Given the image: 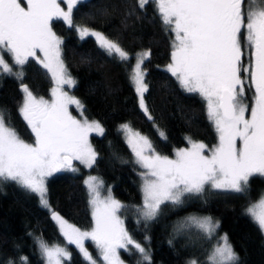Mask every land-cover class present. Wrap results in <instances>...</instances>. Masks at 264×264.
I'll list each match as a JSON object with an SVG mask.
<instances>
[{
	"label": "snow or ice",
	"instance_id": "snow-or-ice-1",
	"mask_svg": "<svg viewBox=\"0 0 264 264\" xmlns=\"http://www.w3.org/2000/svg\"><path fill=\"white\" fill-rule=\"evenodd\" d=\"M62 2L67 11L61 7ZM24 3L26 6H22ZM79 3L80 0H0V76L13 75L22 82L24 66L30 58H37L56 85L49 102L38 99L21 84L25 96L19 111L31 130L33 143L22 139L0 112V181L14 182L38 194L46 208H50L46 178L62 170L77 171L74 160L91 168L98 154L88 143V133L104 132L98 121L82 122L74 118L68 105L75 104L81 111L83 106L62 91L63 85L72 87L75 80L65 67L62 41L52 31L50 21L54 17L62 18L71 27L73 10ZM149 3L155 4L165 30L174 36L167 71L184 91L199 93L207 102V115L218 133V144L210 150V155H204L206 145L186 137L191 147L176 149L175 158H169L160 155L149 138L134 131L130 124L119 126L134 162L145 170L140 172L143 202L138 212L139 218L146 221L158 216L161 205L170 202L179 206L189 195H203L206 186L243 195L250 191L251 178L264 177V0H136L125 21ZM77 31L82 39L95 37L100 48L121 63L135 58L129 78L140 109L155 124L145 104L148 86L142 69L150 52L136 53L133 57L117 41L100 32L86 26ZM37 50L43 54L42 59L38 58ZM245 52L247 66L242 61ZM5 54L11 58V65ZM241 73L246 74L248 91H252L250 104L245 103ZM160 135L166 139L164 133ZM85 185L94 220L91 231H81L52 211V218L67 243L75 245L88 264H97L85 247L89 238L95 243L103 264H122L118 249L128 250L130 245L142 258L138 264H151L150 254L124 229L118 212L125 206L113 198L111 188L107 189V195H102L103 182L97 177H89ZM246 214L264 233V193L249 205ZM193 224L207 241L215 237L219 228V222H213L211 217H193L178 226L177 231ZM37 245L45 264H62L64 258L70 259L65 246H50L40 238ZM237 262L238 257L225 235L207 254L205 264ZM22 264H27L26 258H22ZM189 264L199 261L191 259Z\"/></svg>",
	"mask_w": 264,
	"mask_h": 264
},
{
	"label": "trees",
	"instance_id": "trees-1",
	"mask_svg": "<svg viewBox=\"0 0 264 264\" xmlns=\"http://www.w3.org/2000/svg\"><path fill=\"white\" fill-rule=\"evenodd\" d=\"M135 3L136 0H81L74 7L71 27L62 19L50 21L52 31L62 41L65 67L75 80L69 93L80 101L83 116L99 121L104 129L100 136H90L91 146L98 154L91 168L80 167L77 175L58 173L47 179L50 210L80 230L92 229L83 180L90 175L97 176L111 188L114 198L125 205L121 215L126 231L150 254L151 264H188L191 259L205 264L216 235L207 241L194 224L177 231L178 226L194 216L211 217L213 222H219L217 234L227 236L238 257L237 264H264V233L246 214L249 205L256 203L264 193V177L251 178L247 194L225 193L206 186L203 195H189L179 206L170 202L161 205L155 219L139 218L138 207L143 202L142 171L118 131L119 126L130 124L133 130L148 137L155 150L164 156H172L174 150L186 147V137L213 148L218 144V134L208 119L204 100L198 94L184 91L167 71L174 36L165 30L155 4L149 3L143 11L137 9L135 15L125 21ZM85 26L117 41L133 57L139 52H150L142 68L148 86L145 104L155 124L140 109L129 78L135 58L121 63L110 57L92 37L78 36L77 28ZM37 56L40 58L38 51ZM5 60L11 65L7 54ZM22 83L38 99L49 100L53 81L37 58H30L24 66L22 82L13 75L0 76V112L22 139L33 143L31 130L19 111L24 99ZM71 111L74 112L73 108ZM161 132L166 139L161 137ZM50 210L40 204L35 193L14 182L0 181V264L10 261L22 264V258L27 259V264H44L37 238L50 246H65L70 259L64 264H88L73 245L66 243ZM86 244L96 261L102 264V257L93 244ZM121 256L129 264L141 261L134 249L122 251Z\"/></svg>",
	"mask_w": 264,
	"mask_h": 264
},
{
	"label": "rangeland",
	"instance_id": "rangeland-1",
	"mask_svg": "<svg viewBox=\"0 0 264 264\" xmlns=\"http://www.w3.org/2000/svg\"><path fill=\"white\" fill-rule=\"evenodd\" d=\"M81 1V0H80ZM22 6H26V3H24V4H22ZM61 7L65 10V11H67V6H66V4L65 3H61ZM247 7V5H245V8ZM55 19H62V18H58V17H54L52 20H55ZM51 20V21H52ZM63 20V19H62ZM78 29V28H77ZM94 31V30H93ZM98 32V31H97ZM77 33H78V36L80 37V35H79V32L77 31ZM244 35L246 36L247 35V30H246V28H245V30H244ZM89 37H92L95 41H96V39H95V37H93V36H89ZM97 42V41H96ZM98 43V42H97ZM99 45V44H98ZM38 51V53H39V55H40V59H42V57H43V54L42 53H40L39 52V50H37ZM139 53H143V52H139ZM242 61H243V64H244V66H247L248 65V63H249V61H248V57H247V54H246V52H245V55L242 57ZM135 63H136V60H135V62H134V64H133V66L135 65ZM171 63V62H170ZM143 69V68H142ZM51 75V74H50ZM52 78V77H51ZM241 79H242V81H243V87L245 88V90H248V87H249V85H248V81H247V78H246V74H244V73H241ZM53 81V80H52ZM133 84V83H132ZM134 86V85H133ZM54 87H56V85H55V83H54V81H53V86H52V88H54ZM73 87V86H72ZM72 87H69V86H67V85H63L62 86V91H64L65 93H67V95H69L70 97H73L70 93H69V91L72 89ZM135 89V88H134ZM52 90V89H51ZM248 93H250V94H247V92H246V98H245V103H247V104H250L251 103V101H252V91H248ZM195 94H198L199 96H200V94L199 93H195ZM249 95V96H248ZM24 96H25V93H24ZM201 97V96H200ZM74 98V97H73ZM202 98V97H201ZM203 99V98H202ZM248 99L250 100V103H249V101H248ZM51 100H52V96H51V91H50V98H49V102H51ZM204 100V99H203ZM23 101H24V99H23ZM204 102H205V104H206V107H207V102L204 100ZM138 103H139V98H138ZM22 104H23V102H22ZM22 106V105H21ZM73 108V110H74V112L72 113V111H71V109ZM68 111H69V113L74 117V118H76V119H78V120H80V121H84L86 118L83 116V113H82V111H81V109H79L75 104H69L68 105ZM246 115H247V113H246ZM209 119V118H208ZM88 121H97V120H88ZM99 122V121H98ZM211 122V121H210ZM212 123V122H211ZM212 125H213V123H212ZM102 126V125H101ZM213 127H214V125H213ZM119 129V128H118ZM214 129H215V127H214ZM135 131V130H134ZM216 131V130H215ZM217 133V132H216ZM218 134V133H217ZM101 134H99V133H97V132H95V131H93V132H89L88 133V143L91 145V143H90V136H100ZM123 136V138H124V140H125V137H124V135H122ZM126 141V140H125ZM92 147V146H91ZM191 147V145H190V143L189 142H187V146L186 147H183V148H190ZM214 148V147H213ZM212 148H208V147H206L205 148V150H204V155H210V150H211ZM175 151V150H174ZM169 158H175V156H174V152H173V154H172V156H168ZM135 158V157H134ZM139 166V165H138ZM73 167L74 168H76V169H78L77 171H71V170H62V171H59V172H56V173H53V175L54 174H58V173H68V174H71V175H77V174H79V172H80V167H83V168H86V169H89L88 167H85L83 164H81L80 163V161H77V160H74L73 161ZM139 168H140V166H139ZM141 169V168H140ZM141 171H145L144 169H141ZM52 175V176H53ZM258 176V175H257ZM51 177V176H50ZM89 177H97V176H87V177H85L84 178V180H83V183H84V185H85V180H87ZM49 177H47L46 178V181H45V184H46V182H47V179H48ZM100 181H102L99 177H97ZM103 182V181H102ZM141 184H142V180H141ZM141 184H140V190H141ZM85 187H86V185H85ZM109 187H106L105 186V184H104V182H103V187H102V189H101V192H102V195H107V189H108ZM86 190H87V194H88V202H89V192H88V189H87V187H86ZM36 194V193H35ZM141 194H142V192H141ZM37 195V197L39 198V201H40V197H39V195L38 194H36ZM111 195H112V193H111ZM113 196V195H112ZM47 198V197H46ZM113 198H114V196H113ZM114 199H116V198H114ZM117 200V199H116ZM142 200H143V195H142ZM119 201V200H118ZM120 202V201H119ZM122 205H124L122 202H120ZM40 204H41V202H40ZM42 205V204H41ZM90 206V205H89ZM125 206V205H124ZM46 208V207H45ZM46 209H48V210H50V208H46ZM90 210H91V216H92V209H91V207H90ZM122 210V209H121ZM121 210L118 212V216H119V218L123 221V227H124V229L126 230V228H125V224H124V219H123V217H122V215H121ZM50 213H51V217H52V211L50 210ZM195 217V216H194ZM195 218H203V217H195ZM52 220L54 221V223L56 224V226H57V228H58V230H59V226H58V224H57V222L52 218ZM92 220H93V216H92ZM187 221H189V219L187 220ZM93 227H94V220H93ZM92 227V228H93ZM81 231H83V230H81ZM88 231H91V229L90 230H88ZM59 232H60V230H59ZM60 234L62 235V233L60 232ZM216 241H215V244L218 242V240H219V238L220 237H222V236H224V235H220V234H217V231H216ZM63 236V235H62ZM63 238H64V236H63ZM64 240L66 241V243H67V240L64 238ZM87 242H89V243H91V244H93V248L96 250V253L98 254V250H97V248H96V246H95V243L89 238V239H87L86 241H85V247H86V249L89 251V253L92 255V257H93V259H95L96 260V258L94 257V255H93V253L91 252V250L87 247ZM214 244V245H215ZM75 248H76V246L75 245H73ZM142 246V245H141ZM213 248V247H212ZM77 249V248H76ZM130 249H134V250H136L133 246H129L128 247V250H125V249H118V255H119V257H120V260L122 261V264H129L127 261H125L124 259H123V257L121 256V252L122 251H128L129 252V250ZM78 250V249H77ZM79 251V250H78ZM211 251V250H210ZM69 252V251H68ZM137 253H138V255L140 256V254H139V252L138 251H136ZM80 253V252H79ZM81 254V253H80ZM82 255V254H81ZM98 256H99V254H98ZM82 257H83V255H82ZM100 257V256H99ZM84 258V257H83ZM68 258H64L63 260H62V264H64V261H66ZM140 260H142V258H141V256H140ZM97 262V261H96ZM44 264H45V260H44ZM97 264H101V263H98L97 262ZM102 264H103V260H102ZM188 264H189V262H188Z\"/></svg>",
	"mask_w": 264,
	"mask_h": 264
},
{
	"label": "flooded vegetation",
	"instance_id": "flooded-vegetation-1",
	"mask_svg": "<svg viewBox=\"0 0 264 264\" xmlns=\"http://www.w3.org/2000/svg\"><path fill=\"white\" fill-rule=\"evenodd\" d=\"M247 91V90H246Z\"/></svg>",
	"mask_w": 264,
	"mask_h": 264
}]
</instances>
